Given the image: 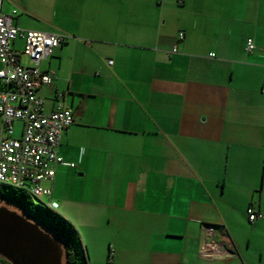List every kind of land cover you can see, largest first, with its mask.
<instances>
[{
    "label": "crops",
    "instance_id": "crops-1",
    "mask_svg": "<svg viewBox=\"0 0 264 264\" xmlns=\"http://www.w3.org/2000/svg\"><path fill=\"white\" fill-rule=\"evenodd\" d=\"M180 1H3L20 30L65 38L37 66L44 111L76 118L45 201L88 264H264V0ZM208 226L229 255L201 256Z\"/></svg>",
    "mask_w": 264,
    "mask_h": 264
},
{
    "label": "built area",
    "instance_id": "built-area-1",
    "mask_svg": "<svg viewBox=\"0 0 264 264\" xmlns=\"http://www.w3.org/2000/svg\"><path fill=\"white\" fill-rule=\"evenodd\" d=\"M0 0V80L4 88L0 90V184L22 189L42 201L51 198L53 190L46 187L56 176L57 167L66 164L58 154L63 133L76 122L74 111L63 105L46 113L38 91L44 86H52L54 75L43 72L37 66L51 57L54 50L64 43V36L40 31H22L14 25L13 16L3 13ZM180 4L183 3L181 0ZM22 36L25 46L22 52L13 49L14 41ZM184 34L180 35L182 39ZM256 48L252 38L247 40V50ZM21 56H26L34 66L21 64ZM113 65V61H110ZM23 123L22 136H14L15 123ZM75 168L74 163L67 164ZM46 206L58 211L59 204L50 200ZM253 223L263 216L251 207L248 210ZM208 242L201 251L207 259L219 260L229 255L225 245L217 241L214 226L206 228Z\"/></svg>",
    "mask_w": 264,
    "mask_h": 264
},
{
    "label": "water",
    "instance_id": "water-1",
    "mask_svg": "<svg viewBox=\"0 0 264 264\" xmlns=\"http://www.w3.org/2000/svg\"><path fill=\"white\" fill-rule=\"evenodd\" d=\"M0 257L11 264H63L64 249L38 225L1 207Z\"/></svg>",
    "mask_w": 264,
    "mask_h": 264
},
{
    "label": "trees",
    "instance_id": "trees-1",
    "mask_svg": "<svg viewBox=\"0 0 264 264\" xmlns=\"http://www.w3.org/2000/svg\"><path fill=\"white\" fill-rule=\"evenodd\" d=\"M4 187H6L5 191L0 189V201L8 203L43 231L60 241L64 249L65 264H88L87 250L77 227L71 221L48 208L44 202L27 191L8 185ZM0 264L11 263L0 257Z\"/></svg>",
    "mask_w": 264,
    "mask_h": 264
},
{
    "label": "rangeland",
    "instance_id": "rangeland-1",
    "mask_svg": "<svg viewBox=\"0 0 264 264\" xmlns=\"http://www.w3.org/2000/svg\"><path fill=\"white\" fill-rule=\"evenodd\" d=\"M23 64H24V65H28L27 59H26L25 57L23 58ZM16 135H17V134H16ZM0 189H1L2 191H5L6 187H4V185L0 184ZM45 200H47V198H44V199L42 200V202L46 203ZM1 207H5V208L9 209L10 211L17 212V213L20 214L21 216H24L21 212L17 211L14 207L10 206L8 203H4V202L0 201V208H1ZM25 218H26V217H25ZM26 219H27V218H26ZM28 220H29V219H28ZM29 221H30V220H29ZM44 232H45V231H44ZM63 264H65V263L63 262Z\"/></svg>",
    "mask_w": 264,
    "mask_h": 264
}]
</instances>
